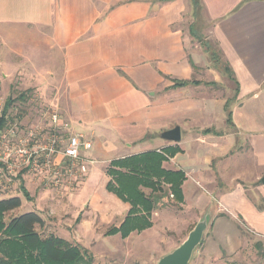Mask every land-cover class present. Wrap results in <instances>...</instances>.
<instances>
[{"label": "crops", "instance_id": "0c3cea01", "mask_svg": "<svg viewBox=\"0 0 264 264\" xmlns=\"http://www.w3.org/2000/svg\"><path fill=\"white\" fill-rule=\"evenodd\" d=\"M201 3L236 84L192 46L186 0H0V74L38 82L71 133L92 143L85 185L74 198L96 204L101 219L116 215L98 207L97 195L112 161L177 148L163 163L185 173L183 203L172 207L169 223L181 219L194 226L191 233L202 220L216 229L240 222L264 240V0ZM175 80L200 84L173 88ZM212 82L233 84L238 95L231 101ZM177 127L181 142L163 138ZM23 185L33 194L39 181ZM17 191L0 198H21ZM107 197L122 224L131 205Z\"/></svg>", "mask_w": 264, "mask_h": 264}, {"label": "rangeland", "instance_id": "374dc122", "mask_svg": "<svg viewBox=\"0 0 264 264\" xmlns=\"http://www.w3.org/2000/svg\"><path fill=\"white\" fill-rule=\"evenodd\" d=\"M186 1L190 3L191 11L186 16L183 26L186 35L193 39L192 46L199 45L201 56L206 54L209 60L210 54L214 51L216 55L220 56L221 52L211 32L212 23L200 7L195 8L191 0ZM194 16L196 17L194 18ZM193 34L196 35L193 37ZM191 44H188L189 49H191ZM221 61L224 60L221 58ZM224 67L222 63L212 66L219 77L227 78ZM35 83L38 84L35 80L33 82L31 77L22 81L20 76L6 79L0 74V99L6 102L9 98L14 99L20 93L27 92L28 101L26 103L18 102L11 109L13 116L28 120L27 123L42 122L43 116L51 108V105L46 102L45 94L43 95ZM212 84L215 88L221 86L226 88L224 83L212 82ZM231 87L226 88V94L232 101L235 97V85L232 84ZM110 164L105 169L106 180L101 181L98 185L97 195L103 199L102 204L98 205L99 208L108 209L105 212L107 214L111 211L116 213L115 217L111 216V222L104 217L101 219L103 213L101 210L97 211L96 204L88 201L84 204L83 197L82 199L74 198L75 193L83 189L85 178L78 185H67L61 188H48L39 182L37 193H29L30 201L22 197L21 185H23V181L18 182L15 184L16 190L21 195L23 205L21 209L8 214L5 217V222L8 223L14 216L34 211L45 222L42 228H37L43 238L54 235L75 246L83 247L93 256L94 264H158L163 257L172 253L186 241L194 226L189 228L183 226L181 219L174 222L171 220L169 223L168 216L173 217L176 208L180 209L179 205L173 203L174 205L170 206L169 211L156 210L159 212L155 213L153 228L148 231L138 234L134 232L135 234L132 233L125 239L120 235H107L112 228L121 226L119 220L122 218L120 214H117L115 203L107 197L109 193L115 195L108 188L113 181L107 174ZM145 192L150 193L149 191ZM115 196L119 198L117 195ZM47 198L55 203H47ZM2 199L0 198V200ZM209 212L211 211L209 210ZM232 226L216 229L213 225L209 226L208 224L202 243L196 249L190 264H264V240L251 234L243 228L240 222L232 224Z\"/></svg>", "mask_w": 264, "mask_h": 264}, {"label": "trees", "instance_id": "16d2710c", "mask_svg": "<svg viewBox=\"0 0 264 264\" xmlns=\"http://www.w3.org/2000/svg\"><path fill=\"white\" fill-rule=\"evenodd\" d=\"M191 2L195 8L200 7L203 11L201 0H191ZM195 35L193 34V37ZM214 52L210 54L211 65L216 66L222 63L225 66V76L236 84L229 64L222 62L221 55L218 56ZM190 84L196 85L200 82L175 80L172 87H185ZM237 95L238 89L236 88L235 96ZM27 101V92L20 93L17 98H9L6 101L0 118V130L6 126L8 118L10 119L8 113L16 103ZM229 105L230 100L227 101L226 110L229 109ZM228 120L231 121L230 112H228ZM178 152L179 149L174 148L111 162L107 174L113 181L108 188L123 202L129 203L131 210L121 226L112 228L107 235H120L125 239L134 232L147 230L153 226L152 213L154 211L173 206L175 203H183L181 186L185 180V173L167 171L163 168V163ZM21 191L30 201L31 198L24 185H21ZM145 191L150 193L147 194ZM22 205L20 197L0 200V264H94L93 256L83 247L75 246L54 235L43 238L37 228H42L45 222L37 212L31 211L14 216L6 223L5 217L21 209Z\"/></svg>", "mask_w": 264, "mask_h": 264}, {"label": "built area", "instance_id": "2783aa9c", "mask_svg": "<svg viewBox=\"0 0 264 264\" xmlns=\"http://www.w3.org/2000/svg\"><path fill=\"white\" fill-rule=\"evenodd\" d=\"M5 104L0 99V118ZM8 115L0 130L1 194L26 178L48 188L78 185L86 178L90 160L84 154L92 143L82 134L71 133V124L56 109L50 108L42 122L27 123L11 110Z\"/></svg>", "mask_w": 264, "mask_h": 264}, {"label": "water", "instance_id": "95a60500", "mask_svg": "<svg viewBox=\"0 0 264 264\" xmlns=\"http://www.w3.org/2000/svg\"><path fill=\"white\" fill-rule=\"evenodd\" d=\"M163 138L174 143L181 142L180 128L177 127L165 132ZM261 182L264 184V177L261 179ZM206 228L207 220H203L197 224L186 241L172 253L163 257L158 264H190L196 249L202 243Z\"/></svg>", "mask_w": 264, "mask_h": 264}]
</instances>
